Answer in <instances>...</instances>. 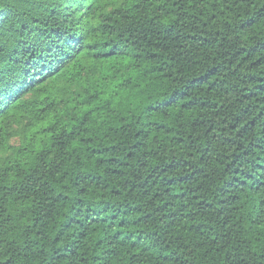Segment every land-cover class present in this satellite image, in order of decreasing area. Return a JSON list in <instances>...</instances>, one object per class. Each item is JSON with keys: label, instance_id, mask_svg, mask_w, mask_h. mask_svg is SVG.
<instances>
[{"label": "trees", "instance_id": "1", "mask_svg": "<svg viewBox=\"0 0 264 264\" xmlns=\"http://www.w3.org/2000/svg\"><path fill=\"white\" fill-rule=\"evenodd\" d=\"M0 264H264V0H0Z\"/></svg>", "mask_w": 264, "mask_h": 264}, {"label": "rangeland", "instance_id": "2", "mask_svg": "<svg viewBox=\"0 0 264 264\" xmlns=\"http://www.w3.org/2000/svg\"><path fill=\"white\" fill-rule=\"evenodd\" d=\"M11 143H12V144H17V143H18L17 138H12V139H11Z\"/></svg>", "mask_w": 264, "mask_h": 264}]
</instances>
